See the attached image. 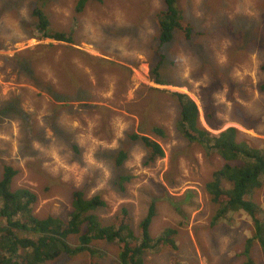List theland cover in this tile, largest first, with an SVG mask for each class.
<instances>
[{
    "label": "rangeland",
    "instance_id": "obj_1",
    "mask_svg": "<svg viewBox=\"0 0 264 264\" xmlns=\"http://www.w3.org/2000/svg\"><path fill=\"white\" fill-rule=\"evenodd\" d=\"M76 2L0 0V174L4 164L18 169L12 187L36 193L34 212L39 217L67 218L71 193L77 188L86 197L99 193L106 201L95 211L102 224L112 223L120 207L128 206L131 226L137 231L154 203L150 234L156 238L166 227L176 228L177 249L148 252L145 264H169L171 255L181 264H242L245 240L253 233L252 219L238 211L230 212L228 221L211 223L216 206L205 183L221 158L184 137L172 93H185L194 100L200 127L217 134L234 126L252 145L264 148V45H250L247 37L236 39L243 57L234 61L229 56L235 44L231 34L242 31L250 36L254 29L264 33V0H181L193 34L186 39L175 31L171 42L162 46L154 22L162 0H87L81 11ZM34 7L46 13L54 28L71 32L74 47L128 67L126 71L108 63L95 70L78 54L70 57L74 70L88 83L79 89L88 92V103L102 109L72 101L74 92L58 85L53 66L40 62L28 74L13 66L10 57L38 44L57 47L54 66L64 54L63 42L23 35L30 26L39 35ZM157 63L162 84L151 75ZM47 87L68 92L63 102L72 105L59 110L58 122L69 134L54 135L45 121L61 103L53 100ZM209 111L218 128L205 117ZM154 125L163 129L162 134H156ZM135 133L156 140L164 155L146 163L145 147L131 137ZM72 142L79 151H74ZM120 149L127 152L122 170L133 175L123 191L116 185L119 167L114 151ZM262 181L251 192L262 208L260 216H264ZM94 245L104 252L100 264H117L116 243ZM250 254L256 264H264L258 244ZM46 264H87V255H62Z\"/></svg>",
    "mask_w": 264,
    "mask_h": 264
},
{
    "label": "trees",
    "instance_id": "obj_2",
    "mask_svg": "<svg viewBox=\"0 0 264 264\" xmlns=\"http://www.w3.org/2000/svg\"><path fill=\"white\" fill-rule=\"evenodd\" d=\"M86 1L77 0L76 10L81 11ZM180 1L162 0V8L155 12L154 22L160 46L171 42L175 31L181 32L186 39L191 38L193 34V26L185 19ZM32 15L39 35L34 34L35 31L30 26L23 33L26 38L38 40L49 38L71 45L61 44L64 54L55 66L53 53L57 47L52 43L38 44L32 50L25 49L14 54L9 58L13 66L25 74L32 71L31 66L38 65L40 62L53 66L58 76V85L74 92L72 101L82 102L80 103L82 107L102 109L104 106L88 103V92L79 89V86H87L88 83L78 71L74 70L70 57L78 54L88 65L92 64L95 70L103 68L104 65L108 66V63L111 65L116 63L74 47L72 33L50 25L51 22L42 9L34 7ZM261 33L260 29H254L250 36H244L242 31L231 34V40L235 44L233 49H230L229 56L234 61H240L243 50L237 42L245 37L249 38L250 45L255 43L264 45V33ZM2 47L3 43L0 41V48ZM159 63L151 68V75L154 81L162 84L157 71ZM116 67L128 71V67L122 64H116ZM76 83L78 86H75ZM261 88H264V84ZM45 90L54 101L64 103L55 104L53 111L45 116V121L54 135L69 134L58 122L59 110L72 105L63 102L69 97L68 92L54 91L51 87ZM172 95L176 96L178 101L177 124L184 137L190 142L198 143L206 153H214L221 158L220 165L211 172L210 179L205 183V190L216 206L211 223L223 219L228 221L230 212L245 211L252 219L253 233L245 240L242 250L245 260L242 264H256L250 252L253 244H258L264 255V216H260L263 212L262 208L252 199L251 192L263 184L264 148L252 145L249 138L244 137L243 133L234 126L212 134L199 126V110L193 99L181 92H173ZM205 114L209 123L212 122V127L218 128L216 122L212 120L213 114L210 111ZM152 129L156 134H162L163 129L158 125H154ZM131 137L139 140L145 147L146 163L154 162L164 155L163 148L152 137L138 133ZM71 145L75 152L79 151L77 144L72 142ZM114 153L116 154L115 164L119 167L116 185L123 191L125 184L133 178V175L122 170L127 152L120 149ZM17 171L18 169L14 166L4 164L0 174V264H46L62 255L72 256L78 253L87 255V264H100L99 258L104 252L94 245L95 242L116 243L117 264H145L144 256L148 252L158 250L159 247L177 249L178 230L176 228L166 227L156 238L150 234L151 220L155 215L154 203L148 206L145 216L140 219L137 231L131 226L128 206L120 207L112 223L102 224L95 211L105 207L106 201L99 193L86 197L77 188L71 193V210L67 218L63 219L52 214L39 217L34 212L36 193L28 187H12ZM169 264H181V262L178 257L171 255Z\"/></svg>",
    "mask_w": 264,
    "mask_h": 264
},
{
    "label": "flooded vegetation",
    "instance_id": "obj_3",
    "mask_svg": "<svg viewBox=\"0 0 264 264\" xmlns=\"http://www.w3.org/2000/svg\"><path fill=\"white\" fill-rule=\"evenodd\" d=\"M163 151H164V150H163ZM156 160H157V159H156ZM156 160H155V161H156ZM155 161H154V162H155Z\"/></svg>",
    "mask_w": 264,
    "mask_h": 264
}]
</instances>
